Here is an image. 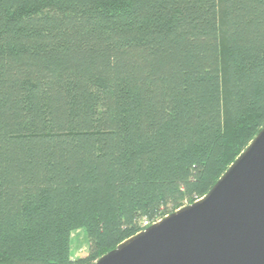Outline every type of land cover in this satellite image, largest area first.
Wrapping results in <instances>:
<instances>
[{
    "label": "trees",
    "instance_id": "1",
    "mask_svg": "<svg viewBox=\"0 0 264 264\" xmlns=\"http://www.w3.org/2000/svg\"><path fill=\"white\" fill-rule=\"evenodd\" d=\"M263 125L264 0H0V264H92Z\"/></svg>",
    "mask_w": 264,
    "mask_h": 264
},
{
    "label": "water",
    "instance_id": "2",
    "mask_svg": "<svg viewBox=\"0 0 264 264\" xmlns=\"http://www.w3.org/2000/svg\"><path fill=\"white\" fill-rule=\"evenodd\" d=\"M92 264H264V125L204 196Z\"/></svg>",
    "mask_w": 264,
    "mask_h": 264
},
{
    "label": "rangeland",
    "instance_id": "3",
    "mask_svg": "<svg viewBox=\"0 0 264 264\" xmlns=\"http://www.w3.org/2000/svg\"><path fill=\"white\" fill-rule=\"evenodd\" d=\"M87 251L86 231L83 228L75 229L70 235V252L73 257L81 256Z\"/></svg>",
    "mask_w": 264,
    "mask_h": 264
},
{
    "label": "built area",
    "instance_id": "4",
    "mask_svg": "<svg viewBox=\"0 0 264 264\" xmlns=\"http://www.w3.org/2000/svg\"><path fill=\"white\" fill-rule=\"evenodd\" d=\"M157 221H158V220H157ZM153 223H154V222H153ZM143 225H144V226H147V225H148V222L144 221V222H143Z\"/></svg>",
    "mask_w": 264,
    "mask_h": 264
}]
</instances>
